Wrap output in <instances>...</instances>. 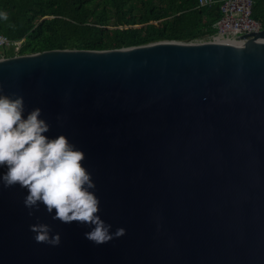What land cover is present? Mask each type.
<instances>
[{
    "label": "water",
    "instance_id": "1",
    "mask_svg": "<svg viewBox=\"0 0 264 264\" xmlns=\"http://www.w3.org/2000/svg\"><path fill=\"white\" fill-rule=\"evenodd\" d=\"M0 88L85 153L101 218L126 230L96 246L0 186V264H264V28L5 58Z\"/></svg>",
    "mask_w": 264,
    "mask_h": 264
},
{
    "label": "trees",
    "instance_id": "2",
    "mask_svg": "<svg viewBox=\"0 0 264 264\" xmlns=\"http://www.w3.org/2000/svg\"><path fill=\"white\" fill-rule=\"evenodd\" d=\"M197 0H0V34L19 49L5 58L47 51H109L159 41H207L220 3ZM252 19L264 28V0H252Z\"/></svg>",
    "mask_w": 264,
    "mask_h": 264
},
{
    "label": "clouds",
    "instance_id": "3",
    "mask_svg": "<svg viewBox=\"0 0 264 264\" xmlns=\"http://www.w3.org/2000/svg\"><path fill=\"white\" fill-rule=\"evenodd\" d=\"M7 13L0 12V20ZM51 125L36 107L28 111L24 97L0 88V186L26 191L23 205L32 217L43 210L53 221L84 226V238L96 246L126 234L112 231L100 215V199L86 155L65 135H48ZM37 243L58 247L59 233L37 221L29 225Z\"/></svg>",
    "mask_w": 264,
    "mask_h": 264
},
{
    "label": "built area",
    "instance_id": "4",
    "mask_svg": "<svg viewBox=\"0 0 264 264\" xmlns=\"http://www.w3.org/2000/svg\"><path fill=\"white\" fill-rule=\"evenodd\" d=\"M217 4L215 0H197V7H211ZM221 17L213 25L215 34L207 41L225 42L237 37L258 33L263 27L252 19V0H223L220 3ZM20 42H12L0 34V48L19 49ZM5 59L0 52V60Z\"/></svg>",
    "mask_w": 264,
    "mask_h": 264
},
{
    "label": "rangeland",
    "instance_id": "5",
    "mask_svg": "<svg viewBox=\"0 0 264 264\" xmlns=\"http://www.w3.org/2000/svg\"><path fill=\"white\" fill-rule=\"evenodd\" d=\"M12 48H0V52L4 55ZM15 50V49H14Z\"/></svg>",
    "mask_w": 264,
    "mask_h": 264
}]
</instances>
